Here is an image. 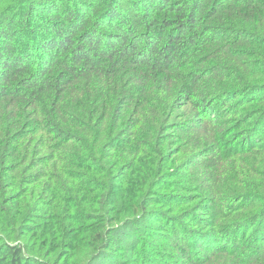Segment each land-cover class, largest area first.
I'll return each mask as SVG.
<instances>
[{
    "label": "trees",
    "instance_id": "trees-1",
    "mask_svg": "<svg viewBox=\"0 0 264 264\" xmlns=\"http://www.w3.org/2000/svg\"><path fill=\"white\" fill-rule=\"evenodd\" d=\"M0 264H264V0H0Z\"/></svg>",
    "mask_w": 264,
    "mask_h": 264
},
{
    "label": "rangeland",
    "instance_id": "rangeland-1",
    "mask_svg": "<svg viewBox=\"0 0 264 264\" xmlns=\"http://www.w3.org/2000/svg\"><path fill=\"white\" fill-rule=\"evenodd\" d=\"M148 254H149V255H151V254L155 255V254H156V256H159V255H161V254H165V252L162 251V248L157 249V248L152 247V248L148 251Z\"/></svg>",
    "mask_w": 264,
    "mask_h": 264
}]
</instances>
